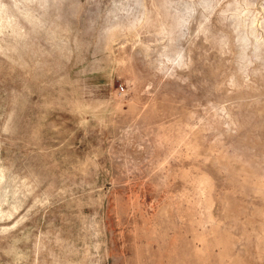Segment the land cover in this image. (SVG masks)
<instances>
[{
  "label": "rangeland",
  "instance_id": "obj_1",
  "mask_svg": "<svg viewBox=\"0 0 264 264\" xmlns=\"http://www.w3.org/2000/svg\"><path fill=\"white\" fill-rule=\"evenodd\" d=\"M0 264H264V0H0Z\"/></svg>",
  "mask_w": 264,
  "mask_h": 264
}]
</instances>
